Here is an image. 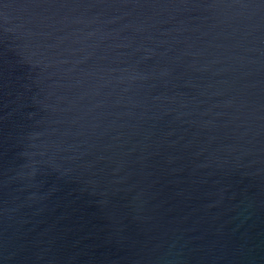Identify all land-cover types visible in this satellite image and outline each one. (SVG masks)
I'll return each instance as SVG.
<instances>
[{
  "label": "water",
  "instance_id": "water-1",
  "mask_svg": "<svg viewBox=\"0 0 264 264\" xmlns=\"http://www.w3.org/2000/svg\"><path fill=\"white\" fill-rule=\"evenodd\" d=\"M0 264H264V0H0Z\"/></svg>",
  "mask_w": 264,
  "mask_h": 264
}]
</instances>
